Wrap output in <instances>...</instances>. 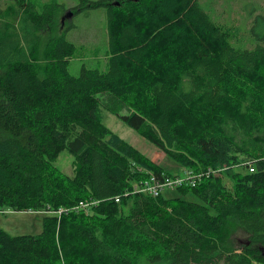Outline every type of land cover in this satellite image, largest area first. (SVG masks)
Returning a JSON list of instances; mask_svg holds the SVG:
<instances>
[{
  "label": "trees",
  "instance_id": "16d2710c",
  "mask_svg": "<svg viewBox=\"0 0 264 264\" xmlns=\"http://www.w3.org/2000/svg\"><path fill=\"white\" fill-rule=\"evenodd\" d=\"M77 1L72 17L106 8V71L68 70L63 5L0 0V212L42 215L37 235L0 229V264H264V15L251 48L201 0ZM103 93L195 176L175 188L191 200L138 191L171 172L104 124ZM64 150L72 175L54 165Z\"/></svg>",
  "mask_w": 264,
  "mask_h": 264
},
{
  "label": "rangeland",
  "instance_id": "374dc122",
  "mask_svg": "<svg viewBox=\"0 0 264 264\" xmlns=\"http://www.w3.org/2000/svg\"><path fill=\"white\" fill-rule=\"evenodd\" d=\"M56 1L63 5L65 11L58 16L60 29L65 30L66 38L78 48L75 58L70 63V73L77 76L81 65L89 68L106 71L104 59L107 50V11L98 8L80 12L73 17H66L70 8L77 5V0H33L41 5ZM203 10L219 24L231 25L236 29L238 37L243 39L251 48L256 40L251 32L252 23L256 15H264V0H201ZM122 9V8H120ZM237 46V45H236ZM98 99L107 112H104V124L115 134L128 142L141 154L147 156L153 163L162 165L171 175H177L179 166L168 160L165 153L150 145L142 136L126 127L118 120L117 114L129 112L126 103L115 99L107 93L100 94ZM74 157L67 151H62L54 165L66 175H72L75 165ZM164 198H185L191 200L192 196H183L176 189L166 190L162 193ZM42 215L39 212L20 213L6 208L0 212V229L10 236L37 235L42 230ZM247 236L242 230H236L231 237V246L239 248L246 241Z\"/></svg>",
  "mask_w": 264,
  "mask_h": 264
},
{
  "label": "built area",
  "instance_id": "2783aa9c",
  "mask_svg": "<svg viewBox=\"0 0 264 264\" xmlns=\"http://www.w3.org/2000/svg\"><path fill=\"white\" fill-rule=\"evenodd\" d=\"M248 171L250 173L254 172V168L249 166ZM189 172H185L182 177L176 176L173 178H167V177H156L154 175H150V177L146 180L147 182H144L143 185L140 187V192L147 193L151 195L152 197L158 196L162 191L167 189H175V188H181L186 186H195L196 184V178L195 176L191 177ZM118 200L116 199V202ZM94 201L90 202H80L78 205L77 210H84L87 211V208L93 204Z\"/></svg>",
  "mask_w": 264,
  "mask_h": 264
},
{
  "label": "bare ground",
  "instance_id": "6f19581e",
  "mask_svg": "<svg viewBox=\"0 0 264 264\" xmlns=\"http://www.w3.org/2000/svg\"><path fill=\"white\" fill-rule=\"evenodd\" d=\"M176 176H178V175L170 176V175L162 174V175H160V176H158V177H159V178H162V177L173 178V177H176ZM139 189H140V188H138V191L140 192ZM89 209H90V206L87 208V211H84V210H79V211H83V213H87V212H89Z\"/></svg>",
  "mask_w": 264,
  "mask_h": 264
},
{
  "label": "water",
  "instance_id": "95a60500",
  "mask_svg": "<svg viewBox=\"0 0 264 264\" xmlns=\"http://www.w3.org/2000/svg\"><path fill=\"white\" fill-rule=\"evenodd\" d=\"M66 17H72V12H68V14L66 15Z\"/></svg>",
  "mask_w": 264,
  "mask_h": 264
},
{
  "label": "flooded vegetation",
  "instance_id": "af4514ba",
  "mask_svg": "<svg viewBox=\"0 0 264 264\" xmlns=\"http://www.w3.org/2000/svg\"><path fill=\"white\" fill-rule=\"evenodd\" d=\"M245 243V242H244Z\"/></svg>",
  "mask_w": 264,
  "mask_h": 264
}]
</instances>
